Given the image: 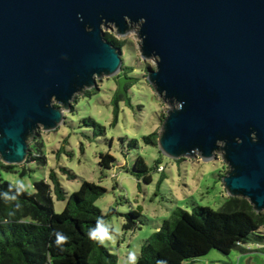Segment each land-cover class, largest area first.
Returning a JSON list of instances; mask_svg holds the SVG:
<instances>
[{"label": "water", "instance_id": "1", "mask_svg": "<svg viewBox=\"0 0 264 264\" xmlns=\"http://www.w3.org/2000/svg\"><path fill=\"white\" fill-rule=\"evenodd\" d=\"M134 25L168 104L159 151L220 154L227 196L264 211V0H0L1 163L24 164L38 129L56 130L76 95L120 70L102 27L124 37Z\"/></svg>", "mask_w": 264, "mask_h": 264}, {"label": "rangeland", "instance_id": "2", "mask_svg": "<svg viewBox=\"0 0 264 264\" xmlns=\"http://www.w3.org/2000/svg\"><path fill=\"white\" fill-rule=\"evenodd\" d=\"M102 29L105 35L125 41L120 70L113 76L97 79L96 88L76 95L71 110L65 112V120L56 130L38 129L30 141H34L36 148L31 158L27 157L22 165H14L10 172L0 174L2 180L15 187L17 179L30 183L32 187L27 192L31 193L34 182L49 181V171H54L65 191V199L53 197L55 213L62 212L67 198L83 180L105 188L106 193L95 205L105 215V221L112 228L119 226L120 232H113L117 237L115 243L105 241L101 245L115 254L121 264L129 250L139 255L144 240L176 208L188 212L197 206L222 209L228 196L220 178L227 173L228 167L218 153L208 161H202L199 156L172 160L162 154L157 145L144 140L151 135L157 140L168 107L146 79L147 70L155 69L154 59L140 58L136 25L124 37L117 35L112 26ZM124 72L127 76L122 75ZM119 77L130 79L124 82L123 89L132 84L124 93H119L116 100ZM85 118L95 120L104 131L85 126ZM106 156L111 158L109 166L104 164ZM33 157H43L45 163L35 162ZM139 160L149 168L148 182L138 180L133 174ZM62 167L74 178L69 179L62 173ZM23 168L25 174L21 175L19 172ZM133 213L137 214L134 221L127 216ZM248 250L250 252L242 253L231 249L228 254H222L212 249L183 264H264V244L259 247L251 244Z\"/></svg>", "mask_w": 264, "mask_h": 264}, {"label": "trees", "instance_id": "3", "mask_svg": "<svg viewBox=\"0 0 264 264\" xmlns=\"http://www.w3.org/2000/svg\"><path fill=\"white\" fill-rule=\"evenodd\" d=\"M105 37L111 44L124 48L125 41L116 40L108 34ZM122 75L127 76V72ZM131 84H127L123 91ZM115 99H118L117 90ZM83 123L104 131L93 119L85 118ZM144 140L156 145V136L151 135ZM34 149L32 141L29 159ZM33 159L45 163L43 157ZM104 161L109 166L111 158L106 156ZM157 164L156 169L159 168ZM12 169L14 166L4 165L0 161V172H10ZM24 169L20 170L21 175L25 174ZM60 171L66 173L69 179L74 178L68 169L62 167ZM133 174L138 180L150 181L149 168L141 160ZM48 176L49 181L34 182L33 192H21L17 201L5 202L0 197V264H118L115 254L88 236L98 217L105 220V215L95 204L106 189L83 180L80 187L67 198L62 212L55 213L53 197L63 200L65 191L54 171L50 170ZM15 191L16 187L2 180L0 174V192ZM17 202L21 207L15 209V216H8ZM252 209L246 199L237 197H227L225 206L217 211L200 206L190 212L176 208L141 244L137 264H158L159 261L183 264L206 255L212 249L222 254H228L231 249L250 252L247 245L264 244V211L255 213ZM133 214L127 216L134 221L137 214ZM131 224L135 225L134 222ZM56 231L70 237L62 249L55 244Z\"/></svg>", "mask_w": 264, "mask_h": 264}, {"label": "clouds", "instance_id": "4", "mask_svg": "<svg viewBox=\"0 0 264 264\" xmlns=\"http://www.w3.org/2000/svg\"><path fill=\"white\" fill-rule=\"evenodd\" d=\"M77 17L79 19H83L82 15L80 13H77ZM141 22H144V18H141ZM182 106V104H181ZM16 191L13 193L10 192H0V197H3L5 202L8 201H17V197L21 192H27L30 191L32 185L28 182H25L23 179H17L16 182ZM21 207L20 203L17 202L14 206L12 211L8 212V216H15V209H19ZM5 222H7V219H5ZM110 228L112 231H110ZM114 233H119L120 228L119 226H116L115 228H112V225L105 221L103 218L98 217L95 227H92L88 231V236L98 241L100 244H104L105 241H111L112 243H115L117 237ZM55 244L60 247L61 249L63 246L69 241L70 237L65 235L62 231H56L55 232ZM121 264H137V253L135 250H129L127 252V258L126 260H122ZM158 264H166L165 261H159Z\"/></svg>", "mask_w": 264, "mask_h": 264}, {"label": "built area", "instance_id": "5", "mask_svg": "<svg viewBox=\"0 0 264 264\" xmlns=\"http://www.w3.org/2000/svg\"><path fill=\"white\" fill-rule=\"evenodd\" d=\"M263 233H264V228H263ZM258 247H259V245H261V243H255ZM248 246L249 245H247L246 247H247V249H248Z\"/></svg>", "mask_w": 264, "mask_h": 264}]
</instances>
